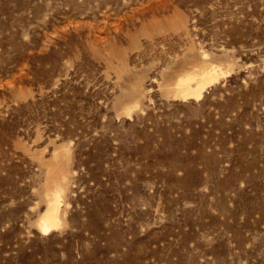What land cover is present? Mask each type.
Listing matches in <instances>:
<instances>
[{
	"label": "rangeland",
	"instance_id": "1",
	"mask_svg": "<svg viewBox=\"0 0 264 264\" xmlns=\"http://www.w3.org/2000/svg\"><path fill=\"white\" fill-rule=\"evenodd\" d=\"M0 264H264V0H0Z\"/></svg>",
	"mask_w": 264,
	"mask_h": 264
},
{
	"label": "bare ground",
	"instance_id": "2",
	"mask_svg": "<svg viewBox=\"0 0 264 264\" xmlns=\"http://www.w3.org/2000/svg\"><path fill=\"white\" fill-rule=\"evenodd\" d=\"M191 73L186 74L176 81L174 88L175 96L187 99H200L205 88L217 81L220 69L212 67H200L193 69ZM64 185H59L55 190L46 195L47 209L38 220V229L47 234L57 229L61 224V216L59 212V199L62 197ZM43 234V235H44Z\"/></svg>",
	"mask_w": 264,
	"mask_h": 264
}]
</instances>
